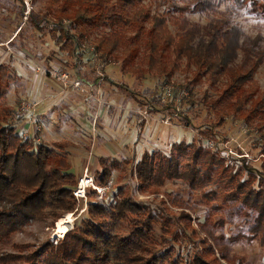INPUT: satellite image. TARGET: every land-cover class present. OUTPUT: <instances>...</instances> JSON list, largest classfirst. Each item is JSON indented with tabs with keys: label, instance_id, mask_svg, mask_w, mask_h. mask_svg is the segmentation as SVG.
Here are the masks:
<instances>
[{
	"label": "rangeland",
	"instance_id": "374dc122",
	"mask_svg": "<svg viewBox=\"0 0 264 264\" xmlns=\"http://www.w3.org/2000/svg\"><path fill=\"white\" fill-rule=\"evenodd\" d=\"M177 4L184 6L181 1ZM108 5L117 8L115 1ZM49 6H53L49 0H0V65L9 67L14 76V82L0 97V124L13 123L9 116L4 118L3 110H15L20 120L14 122L23 137H37L52 148L63 144L65 151L58 155L71 166L70 172L77 184L87 169L92 179L96 172H103L101 159L108 168L111 166L107 187L102 191L97 186L90 188L96 195H85L77 200L74 211L65 213L74 216L63 221L74 217L73 228L80 226L87 217L84 212L90 202L106 206L105 202L117 192L119 200L128 199L140 207L136 213H128L112 223L108 218L102 220L109 233L117 238L130 239L137 228L149 222L151 238L156 241L153 253H163L159 251L163 237L178 233V244L185 248V254L202 252L210 245L215 256L204 249L209 261L217 258L219 264H264V223L258 232L250 230L259 211L247 202L242 205L241 200L234 207L226 201L231 193H236L232 188L240 182L256 193L264 192V58L258 63L255 57L264 53V18H256L247 8H238L232 2L221 4L217 11L210 13L176 11L174 2L169 0H140L134 8V11L151 14L150 20L144 23L146 30L152 28L153 20L162 21V32L168 38L177 40L189 29H197V38L189 44L195 49L201 41L208 44L213 39L215 32L211 25L228 19L244 34L241 40L246 43L258 40V47H249L252 52L249 58L241 51L230 65L240 75L251 72L252 80L243 86L250 94L249 103L235 113L234 108L233 111L220 110L226 106L224 102L213 110L210 108L230 84L227 74L213 76L218 68L200 72L189 66L184 56L181 59L173 56L171 49L167 58L177 65L168 67L170 77L164 79L156 70L149 71L146 77L135 75L124 67L123 50L105 58L94 51L97 40L111 34L107 21L102 22L99 30L82 38L69 20L50 16ZM62 29L66 39L76 42L72 54L63 51L52 38L51 33L56 39ZM124 31L132 38L133 33L128 28ZM218 45L221 51L222 41ZM212 61L217 62L218 58ZM139 62L137 59L136 67ZM52 71L67 75L69 82L64 84L51 75ZM79 78L83 80L80 89L71 85ZM164 97L166 101H162ZM23 103L36 106L19 113ZM181 143H202L213 148L223 163L221 169L213 167L214 172L218 169V176L213 175V181L195 185L179 179L158 184L145 179L142 187L135 169L141 154L162 152L175 159L173 153L179 157L175 147ZM122 160H130V163L119 162ZM187 165L182 161V166ZM114 166L116 169L112 168ZM229 166L235 167L240 175L233 185L229 184V171H224ZM238 168L244 170L238 172ZM259 204L264 210L262 202ZM231 207L237 215L229 217ZM65 214L56 222L53 219L30 221L22 232L1 246L0 256L10 258L0 264H45L64 241V238H54V231ZM258 218L264 220V214ZM173 246L177 255V244ZM221 250L233 263L220 259L218 251Z\"/></svg>",
	"mask_w": 264,
	"mask_h": 264
},
{
	"label": "trees",
	"instance_id": "16d2710c",
	"mask_svg": "<svg viewBox=\"0 0 264 264\" xmlns=\"http://www.w3.org/2000/svg\"><path fill=\"white\" fill-rule=\"evenodd\" d=\"M111 1L116 2L117 8H113V5L110 6L111 8L109 7L108 3ZM139 1L49 0L53 6H49L48 13L57 20L64 18L69 20L71 26L77 30L79 37L82 38L99 30L102 27V22L107 21V24L112 28L111 34L97 40L95 50L100 52L104 58L123 50L124 67L135 75L146 77L149 71L156 70L164 79L170 77L171 72L167 73L168 67L175 68L177 65L175 61L170 62L167 58L171 49L174 52L173 56L177 59L184 56L189 60V66L196 67L200 72L206 70L208 73L214 68H218L213 76L217 73L227 74L230 84L227 90H224L220 95V100L212 103L211 110L224 102L226 106L220 110L226 112L227 110L233 111L234 108L235 113L241 112L243 105L249 103L250 94L244 90L243 86L252 81L251 72L240 75L239 71L230 68V65L238 58V53L241 51L249 58L250 53H252L249 47H258V40L251 41V43L241 40L240 38L244 34L238 26L232 25L231 20L228 19L211 25V30L215 32L213 39L208 44L201 41L195 49L189 46L197 38L198 32L195 28L186 31L183 36H178L177 40L165 36L162 32L164 26L162 21L153 20L152 28L146 30L144 23L150 20L151 14L144 10L134 11ZM169 1L174 2L176 11L184 13L215 12L221 4L232 2L238 8H247L248 13L256 18H264L263 0ZM178 1H181L184 6H178ZM125 28L133 33L132 38L126 36L128 32L124 31ZM58 32L61 33L60 36L55 39V34L51 33L52 38L61 46L63 51L72 54L75 51L76 42L69 38L66 39L67 36L63 35V29ZM79 37L78 40L82 39ZM219 41H222L221 51H218ZM255 57H257L258 63H261L264 53L255 55ZM214 58H218V61L213 62L212 59ZM137 59H140L138 67L135 66ZM13 82L14 76L9 67L0 65V97L6 94ZM174 94L176 95V93ZM2 113L5 114L4 118L9 116L13 123L0 124V248L13 235L22 232L30 221L46 222L53 219L56 222L61 214L72 213L77 200L80 201L74 195L77 189V180L70 172L71 166L67 164L65 158L58 155L59 152L65 151L63 144H56L52 148L39 141L37 137L34 139L23 137L14 122L20 120L17 117V112L10 109L3 110ZM224 119L223 117L222 121ZM175 151L178 152L179 156L177 158L173 153L175 159H171L162 152L141 154L135 169L142 187L145 179L153 184L173 179L189 181L191 185L202 181H213V175L218 176L217 170L223 167V163L217 158L215 150L210 146H203L202 143H181L175 147ZM101 160L100 165H103V172H96L93 175V180L95 184H98L95 186L103 188L107 187V176L110 174L108 169L111 166L108 168L106 163ZM130 160L134 162L136 159ZM130 160L119 162L128 165ZM182 161L187 162L188 165L182 166ZM119 162L113 163L120 164ZM214 166L218 167L215 172L213 171ZM112 168L116 169V166ZM226 169L224 171L230 173L229 184L233 185L236 177H240V175H237L235 167L229 166L228 170ZM237 170L242 172L244 168ZM243 183L240 182L232 188L236 193H231L226 201H229V206L234 207L241 200L242 205L247 202L252 208H256L257 212L259 211L253 226H250V230L256 233L264 223V220L260 221L258 218L264 214V210L260 209L259 206L260 202H262L261 206H264V192L256 193L255 190L249 189L247 184ZM116 193L113 192L112 199L105 202L106 206L90 202L84 212L87 213V217L81 221L80 226L73 228L74 222L66 226L64 241L60 243L45 264H219L217 258L213 261L205 258L204 249L212 251V255L215 256L210 245H206L202 252L194 251L191 254H185V248L178 244V236H180L178 233H169V237H163L159 250H163V253L158 251L153 253L156 241L151 238L152 228L151 224H148L149 222H145L143 227L137 228L130 239L125 237L120 239L117 238V235H111L105 226V222L102 221L103 219L108 218L112 223V220L117 221L128 213L133 214L140 210V207L131 200H119ZM87 195L88 197L96 195V191L89 189L86 192ZM232 207L231 213L228 214L229 217L237 215ZM68 216L74 215L65 214L63 218L60 217L59 222ZM176 244L178 254L174 255L173 245ZM167 248L172 249L167 250ZM113 252L116 253L115 256ZM218 254L221 260L233 263L224 250L218 251ZM7 258L10 257L1 255L0 261Z\"/></svg>",
	"mask_w": 264,
	"mask_h": 264
},
{
	"label": "built area",
	"instance_id": "2783aa9c",
	"mask_svg": "<svg viewBox=\"0 0 264 264\" xmlns=\"http://www.w3.org/2000/svg\"><path fill=\"white\" fill-rule=\"evenodd\" d=\"M93 51V50H92ZM94 51H95V48H94ZM96 52V51H95ZM40 69L38 68V71H39ZM51 75L52 76H54V77H56V78H58V80H61L62 82H64V84L66 83L67 84V82H69V80H68V76L67 75H59V74H56V72L55 71H52L51 72ZM83 82V80H80V78L79 79H77V81L76 82H74L73 84H71L72 86H74L75 88H82L80 85H81V83ZM83 90V89H82ZM165 90H166V88H165ZM168 90V89H167ZM168 96H171V91L170 90H168ZM162 101H166V97H164L163 99H162ZM36 106V104H34L33 106H31V105H25L24 103L22 104V106H21V109L18 111L19 113H26L27 111H29V110H32V109H34V107ZM31 120H34V117L33 116H31ZM36 123H39V121H38V119L36 120ZM85 176H83V178L80 180V182H79V184H77L78 185V187H77V189L75 190V192H74V195H75V197L77 198V199H81V198H85V195H86V191L88 190V189H90V188H95V185H94V182H93V179L92 178H90L89 176H88V169L86 170V173L84 174ZM83 179H86V182H87V185H86V187H85V192L84 193H80V184H81V182L83 181Z\"/></svg>",
	"mask_w": 264,
	"mask_h": 264
},
{
	"label": "bare ground",
	"instance_id": "6f19581e",
	"mask_svg": "<svg viewBox=\"0 0 264 264\" xmlns=\"http://www.w3.org/2000/svg\"><path fill=\"white\" fill-rule=\"evenodd\" d=\"M86 184H87L86 179H83V181L80 184V190H79L80 193L85 192ZM98 189L102 191V188H98ZM66 221L59 222L58 226L56 227L54 231V238H59V239L65 238L66 224L74 222V217H69L67 218Z\"/></svg>",
	"mask_w": 264,
	"mask_h": 264
}]
</instances>
